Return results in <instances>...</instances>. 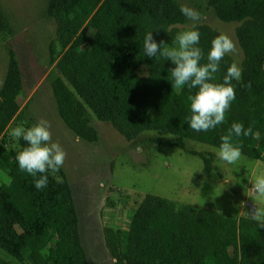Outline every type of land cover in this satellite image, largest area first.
Here are the masks:
<instances>
[{"label": "trees", "instance_id": "trees-1", "mask_svg": "<svg viewBox=\"0 0 264 264\" xmlns=\"http://www.w3.org/2000/svg\"><path fill=\"white\" fill-rule=\"evenodd\" d=\"M208 5L220 21L241 23L237 39L244 61L241 81H232L236 99L225 122L196 132L188 118L189 97L197 89L175 87L171 69L176 65L144 52L149 31L158 43L174 44L175 26L186 19L176 0H48L46 13L57 25L50 49L64 50L56 63L60 77L51 80V89L67 128L96 142L98 132L90 123L94 116L127 139L154 131L171 136L153 140L163 147L185 149L190 140L219 149L221 136L239 122L260 134L259 140L234 136L242 156L264 161V0H208ZM4 25L0 14V29ZM197 30L201 63H206L219 33L206 25ZM231 64L226 55L214 83L223 82ZM20 91L12 60L0 86V136L19 109ZM27 146L22 138L18 150L0 141V170L9 178L0 186V248L30 264H89L69 183L49 172L47 186L37 189L41 174L21 171L16 159ZM197 155L204 171L216 169L210 156ZM104 237L114 264H264V228L256 221L154 194L143 197L127 229L107 227ZM0 264L11 263L0 258Z\"/></svg>", "mask_w": 264, "mask_h": 264}, {"label": "rangeland", "instance_id": "rangeland-1", "mask_svg": "<svg viewBox=\"0 0 264 264\" xmlns=\"http://www.w3.org/2000/svg\"><path fill=\"white\" fill-rule=\"evenodd\" d=\"M176 1L200 13L197 26H209L232 38L237 51L228 56L242 68L244 55L237 39L241 23L220 21L208 0ZM47 4L48 0H0L5 22L0 29V86L12 60L21 79L19 109L0 141L18 150L21 138L12 137V129H27L41 119L50 123L53 141L59 142L67 154L63 166L52 174L58 180H67L72 189L89 264H114L105 246L104 229H127L146 194L234 217L246 216L247 202L264 208V200H252L247 195L252 191L251 181L264 175V161L242 156L236 164H229L218 158V148L190 140H185V149L163 147L153 140L171 136L161 132L145 131L127 139L109 122L94 116L90 123L98 132L97 141L89 143L75 136L59 117L51 89V80L60 77L56 63L64 50L50 49L56 40L57 25L46 13ZM192 26L193 21L186 17L175 29L178 34ZM197 154L210 156L216 169L204 171ZM8 182V176L0 170V186ZM0 258L11 264H30L28 258L19 262L1 248Z\"/></svg>", "mask_w": 264, "mask_h": 264}, {"label": "clouds", "instance_id": "clouds-1", "mask_svg": "<svg viewBox=\"0 0 264 264\" xmlns=\"http://www.w3.org/2000/svg\"><path fill=\"white\" fill-rule=\"evenodd\" d=\"M180 10L183 15L193 21L192 28L178 33L173 46H169L162 40L158 43L152 31H149L144 39V52L147 57L156 59L163 57L164 60L170 59L176 65L171 69L175 87L187 85L191 89H197L195 94L189 97L191 115L188 123L196 132L208 131L225 122V114L236 99L232 81H241L242 68L237 63H232L227 68L223 82L214 83V74L219 71L220 61L226 55L237 51L236 44L227 34L217 35L211 42L207 62L201 63L204 54L203 50L197 46L200 41V32L196 25V22L201 19L200 13L183 4ZM246 87L250 89L251 84H247ZM10 135L17 139L22 138L28 145L16 157L19 169L33 177L38 173L41 174L35 180V187L45 188L48 183L47 173L58 172L67 155L60 143L53 141L50 123L41 119L27 129L17 126L12 129ZM234 136H251L257 140L260 139L259 132H253L251 126L245 128L242 123L233 122L227 134L221 136L217 152L218 158L229 164H236L242 157V145L234 143ZM251 187L252 191L247 195L252 200H264V175L255 177L251 181ZM249 218L256 221L260 228H264V208L255 205Z\"/></svg>", "mask_w": 264, "mask_h": 264}, {"label": "water", "instance_id": "water-1", "mask_svg": "<svg viewBox=\"0 0 264 264\" xmlns=\"http://www.w3.org/2000/svg\"><path fill=\"white\" fill-rule=\"evenodd\" d=\"M247 208H248V211L246 213V216L249 218V214H251V210L253 207H255V204L251 203V202H247Z\"/></svg>", "mask_w": 264, "mask_h": 264}]
</instances>
